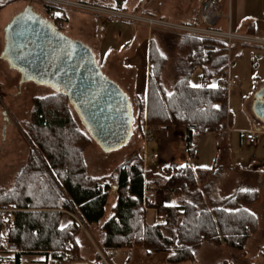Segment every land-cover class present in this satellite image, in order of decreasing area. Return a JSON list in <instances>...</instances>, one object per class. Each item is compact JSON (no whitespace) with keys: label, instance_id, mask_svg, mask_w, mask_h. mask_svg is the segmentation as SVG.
<instances>
[{"label":"trees","instance_id":"trees-1","mask_svg":"<svg viewBox=\"0 0 264 264\" xmlns=\"http://www.w3.org/2000/svg\"><path fill=\"white\" fill-rule=\"evenodd\" d=\"M12 1L0 0V9ZM43 10L53 25L66 21L56 10ZM55 28L62 31L61 25ZM160 39L182 56L181 70L166 91L160 77L165 58L150 39L144 122L149 127L180 128L189 160L200 136L212 133L216 137L223 128L226 92L208 83L226 67V49L220 42L185 35H162ZM206 45L214 49L203 51ZM197 69L200 87H193L189 79ZM25 137L29 143L26 160L14 174L12 185L0 187V208L15 207L14 223L5 234L18 249L14 264H19L23 253H50L56 264H61L63 254L77 252L79 228L70 217L73 211L87 226H97L103 248L140 247L150 253L161 252L170 264L193 262L203 243L240 250L255 231V217L245 207L255 201L254 190L240 189L217 205L198 206L196 180L202 182L208 169L196 168L195 176L188 166L144 171L138 148L107 175L109 183L104 177L89 175L83 150L92 140L62 94L51 91L31 98ZM145 185L195 193V198H182L179 205L147 204L162 218V222L148 225L142 201ZM109 188H113L114 203L108 217L99 223ZM161 229L168 231V236H162ZM1 240L0 234V248Z\"/></svg>","mask_w":264,"mask_h":264},{"label":"crops","instance_id":"crops-1","mask_svg":"<svg viewBox=\"0 0 264 264\" xmlns=\"http://www.w3.org/2000/svg\"><path fill=\"white\" fill-rule=\"evenodd\" d=\"M81 1L118 10L128 15H145L152 18H164L175 23L182 22L194 24L197 20L198 8L201 0ZM10 4L11 3L1 8L0 12ZM23 7L24 4L20 1V4L15 7L13 15L22 10ZM135 11L140 14H136ZM62 14L66 18V21L63 23V31L61 32L67 37L79 40L87 45L91 49L102 74L104 76L106 74L113 76L111 68H114L120 63V50L123 51L126 49L122 47L124 46L123 35L121 36V34L118 33L116 26H114L115 28H110L109 31L106 29L103 32L101 24L97 21L112 19L77 10H68ZM215 27L221 31L229 30L232 33L244 35L248 37L250 41L231 44L228 47L224 45L227 55V65L223 70L227 72L228 77L233 81L226 89H223L226 92L227 116L222 130L216 137H214L212 133H206L198 138L194 155L189 160L185 157L183 132L180 128L167 125L164 126V129H159L157 126L147 127L144 122V106L146 103L148 77V47L152 36L148 38L146 34L141 46L135 48L133 56L127 62V64L132 63L136 65L140 71L138 77L134 78L131 86L121 82L115 77L107 78L110 80L112 79V81L126 94L128 99H130V105H132V99H135L136 106L139 105V125L141 132L143 133L146 127L148 129L150 128L151 140L144 142L142 139L139 145L144 171H157L162 169L171 171L172 169L181 167V165H186L195 176L196 168L208 169L207 176L205 175L202 182L196 180L199 193V200H196L198 203L203 200V197H201L202 188L207 189L206 185L202 186V188L199 187L204 181L210 183V189H208L209 195H206V199L212 197L210 196L211 194H216L213 198L216 197L219 202H222L240 189L256 191L257 197L255 201L245 206L246 209L254 215L256 228L245 241V244L248 243L250 253L243 255L244 258H242V261H239V264H264V156H262L263 149L261 150L258 146L259 137L262 136L264 138V115L262 116L258 113L259 111L256 110L259 108V101L264 98V54L260 51H256L264 49V0H223ZM92 29H95L93 31L95 32L94 34ZM147 30L148 29H146V31ZM244 50H247L246 52L248 53H244ZM248 50H255L257 53L256 56H262L263 58L262 62L258 60L256 62L254 58H248L251 65L254 66V70L258 71V73H263L260 74V77H242L241 68L236 61L238 59L240 60V57L244 58L252 54V52ZM254 62H256V64H254ZM222 71L209 81L208 86H218L219 83L222 82ZM199 74L200 71L198 69L193 72L189 79V84L191 86H200ZM257 97L258 99H256ZM255 101H257L258 104H255ZM246 132L253 133V143L249 144L245 140ZM248 146H252L253 150H256V153L252 156H250L246 150L242 149ZM208 178H210L209 181L206 180ZM211 178L213 179L211 180ZM104 181L109 183L107 177L104 178ZM221 186L223 191L219 189ZM110 189L113 191V188L108 189L106 201L109 198L108 192ZM159 192H164V190L155 189L154 198ZM165 193H169L166 200L158 202L155 198L152 205H179V201L185 198V196L195 198V193H182L179 195L173 194V191L168 190H166ZM114 199L115 194L113 197H110V206L108 209L104 207V214L99 223H102L105 218L108 217ZM143 207L144 220L148 225L162 222V218H158L159 215L155 208L147 206L146 204H143ZM76 215L85 224L79 214L76 213ZM91 227L92 226H88L89 229H91ZM160 233L162 236H168V231L164 229H161ZM0 234L3 240L5 235H2V233ZM76 242L79 249V256H81L83 244L88 242L85 241L81 233L77 234ZM219 246L224 245L220 244L218 247ZM131 249L132 248L116 249L114 256H116L118 252H123V254L126 255L125 263L129 257V250ZM145 252L150 254V250L148 249H146ZM83 254L85 255L84 252ZM22 255L23 254H20L18 258L19 264H21ZM48 256L52 257L50 253ZM12 261V264H14V255H12ZM223 261H226L227 264H235V262L230 263L227 260H222L221 262ZM185 262H181V264ZM193 262L196 264V261ZM197 262L198 264L201 263L199 261ZM78 264H88V262L83 261L81 263L78 262Z\"/></svg>","mask_w":264,"mask_h":264},{"label":"rangeland","instance_id":"rangeland-1","mask_svg":"<svg viewBox=\"0 0 264 264\" xmlns=\"http://www.w3.org/2000/svg\"><path fill=\"white\" fill-rule=\"evenodd\" d=\"M3 1L4 0H1V2ZM20 1L24 4V6L27 5L24 0H13L9 6H7L5 9H3V11L0 12V51L3 47V29L7 22L10 20L11 16L14 14L15 7L20 4ZM32 7L43 18L49 20L50 22L52 21L47 16V14L44 13V10L41 6L33 5ZM135 13L140 14L137 11H135ZM142 17L148 16L142 15ZM97 21L99 24H101L103 32L106 29L109 31L110 28L112 29L115 28L114 26H116L118 29H116L118 33H120L121 36L123 35L122 37L124 39V46L122 47L123 49L126 48L123 51L120 50V63L114 68H111L113 76L106 74V77H115L121 82L127 83L130 86L133 84L134 78L138 77L140 71L139 68L136 67V65L132 63L127 64V62L133 56L135 48L137 46H141L142 41L147 34L148 38L152 36L151 39L155 42V45L157 46L159 52L165 58V64L161 70L160 77L164 89L166 91L170 89L172 82L180 74L182 56L177 52L175 48L171 47L170 45L164 44L163 41L160 39V36H178L180 34L157 27H152L141 21ZM54 23L56 26L61 25L63 31V23H60V21ZM144 28L148 29V32ZM94 30L95 29H92V32ZM94 33L95 32H93V34ZM246 51L247 50H244L243 52L248 53ZM248 51L252 52V54H250L249 56L247 55L244 58L240 57V60L236 57L238 59L236 63L241 68L242 77H260V74L263 73H258V71L254 70L255 68L251 65L250 60L248 58H254L256 59V62L257 60L259 62H262V56H256V51H260L264 54V49ZM256 62H254V64H256ZM49 92H51V90L46 86L35 84L31 81L22 82L19 78V74L15 70L9 68L6 62L0 58V187L6 188L12 185L14 174L24 164L27 154L29 152V143L26 140L25 131L28 128L29 123L31 98L34 96H42ZM128 100L130 103V99ZM131 102V133L127 139V142L123 146L112 151L103 152L98 148L95 143L91 142L88 146L84 148L83 160L85 163L86 171L89 175L95 176L97 178L107 177V175L113 170V168L117 164L124 161L132 151L137 150L139 148L140 142L143 139V133L141 132L139 125V111L137 110L138 108L135 105L136 101L135 99H132ZM256 103L258 104L257 101H255V104ZM257 110H260V108H257ZM258 146L261 148V150L263 149L262 156H264V138L262 136H260L258 139ZM242 149L246 150L250 156L256 153V150H253L252 146H248L247 148ZM212 179L213 178H211V180ZM206 180L209 181L210 178ZM205 185L207 189L202 188V186ZM199 187L202 188L201 197H203V200L198 203L199 207H210L212 205H217L221 203L216 197L213 198V196H215L216 194L210 193V196L212 197L206 199V195H209V182L204 181ZM219 189L223 191L222 186ZM168 191L173 190L171 188ZM182 193L184 192L173 191V194L181 195ZM168 194L169 193H165V191L159 192V194L156 195L155 198L158 202H163L164 200H166V197L169 196ZM108 195L109 198L106 201V209H108V207L110 206V197L114 196V192L112 191V189L109 190ZM188 198H190V196H188ZM70 214L74 215L76 214V212L74 213L73 211ZM78 228V233H81L82 236L85 238V241L89 243L83 244L84 246L82 247V249L85 255L82 252L81 256H79V249L77 252H66L65 254H63L61 264H77L78 262L81 263L83 261L88 262V264H98L97 249L101 246L98 242L99 233L97 231L98 229H96L97 226H92L91 229H89L88 226L83 223L82 226L78 225ZM129 252V257L125 263L124 261L126 259V255H124L123 252H118L116 256L112 258V264H170L165 260V254L161 252L149 254L146 253L145 250L140 247H132ZM249 253L250 248L248 246V243H246L240 250L232 249L226 246L218 247L210 243H203L196 251V259H194V261H196V264H198L197 261L201 262L200 264H219L222 260H227L230 263L235 262V264H239V261H242V258H244L243 255H247ZM2 255L3 259H8L12 264L13 261L11 255ZM48 255L49 253H23L21 257V264H48V262H50L51 264H56V260L53 259V257L51 256L49 257ZM176 264H181V262ZM184 264H195V262L188 261Z\"/></svg>","mask_w":264,"mask_h":264},{"label":"water","instance_id":"water-1","mask_svg":"<svg viewBox=\"0 0 264 264\" xmlns=\"http://www.w3.org/2000/svg\"><path fill=\"white\" fill-rule=\"evenodd\" d=\"M0 58L19 73L22 82L32 81L64 95L103 152L127 142L132 117L126 94L102 74L87 45L67 37L31 5H25L5 25ZM258 106L263 116L264 98Z\"/></svg>","mask_w":264,"mask_h":264},{"label":"built area","instance_id":"built-area-1","mask_svg":"<svg viewBox=\"0 0 264 264\" xmlns=\"http://www.w3.org/2000/svg\"><path fill=\"white\" fill-rule=\"evenodd\" d=\"M25 3L33 6L39 5L43 9H53L58 11V13H64L68 10H77L82 12H89L93 15L106 17L112 20L122 21V20H133L141 21L149 26L161 28L164 30H169L176 32L180 35L191 36L201 39H209L212 41H217L225 46H229L235 43H242L250 41L248 37L244 35H239L230 32L229 30L221 31L215 27V23L219 16L220 6L223 0H201L198 8L197 20L194 24L187 23H175L170 22L160 18L152 17H142L135 15H128L118 10H113L110 8H105L99 5L92 4L90 2H85L81 0H24ZM214 49L213 45H206L203 51ZM222 82L219 83V87L226 89L229 84L233 81L228 77L225 70L222 71ZM146 127V126H145ZM148 127V126H147ZM145 128L143 131V141L148 142L151 140L150 128ZM159 129H164V126H157ZM245 140L251 144L254 142V137L252 132L245 133ZM154 193L155 189L150 185L143 186L142 189V201L144 204L154 203ZM14 204H10L6 207L0 208V233L5 235L10 229L11 225L14 223ZM70 216L74 221L82 226V220L76 215ZM160 219L161 216H158ZM18 251L16 245L9 242L5 236L1 242L0 248V264H11L8 259H3V255H14ZM116 251L113 249H104L99 247L97 249V262L98 264H112L111 260L114 257ZM48 264H51L48 262Z\"/></svg>","mask_w":264,"mask_h":264},{"label":"snow or ice","instance_id":"snow-or-ice-1","mask_svg":"<svg viewBox=\"0 0 264 264\" xmlns=\"http://www.w3.org/2000/svg\"><path fill=\"white\" fill-rule=\"evenodd\" d=\"M193 87H200L199 85H193ZM212 87H215V85H212ZM171 95V94H169ZM213 107H217V106H213ZM181 167H187L186 165H181ZM202 167H206V166H202ZM242 191H247V189H242Z\"/></svg>","mask_w":264,"mask_h":264},{"label":"flooded vegetation","instance_id":"flooded-vegetation-1","mask_svg":"<svg viewBox=\"0 0 264 264\" xmlns=\"http://www.w3.org/2000/svg\"><path fill=\"white\" fill-rule=\"evenodd\" d=\"M7 64V63H6ZM8 66V65H7ZM12 69V68H11ZM14 70V69H13ZM16 71V70H15ZM17 72V71H16ZM18 73V72H17ZM19 74V73H18ZM32 82V81H31Z\"/></svg>","mask_w":264,"mask_h":264}]
</instances>
